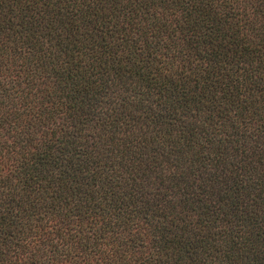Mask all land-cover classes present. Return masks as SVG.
Segmentation results:
<instances>
[{
    "label": "trees",
    "instance_id": "16d2710c",
    "mask_svg": "<svg viewBox=\"0 0 264 264\" xmlns=\"http://www.w3.org/2000/svg\"><path fill=\"white\" fill-rule=\"evenodd\" d=\"M0 264H264V0H0Z\"/></svg>",
    "mask_w": 264,
    "mask_h": 264
}]
</instances>
